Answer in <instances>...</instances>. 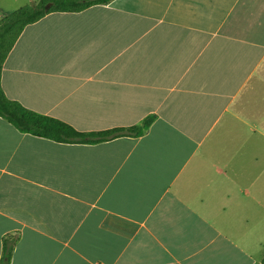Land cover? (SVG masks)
<instances>
[{
	"label": "crops",
	"instance_id": "1",
	"mask_svg": "<svg viewBox=\"0 0 264 264\" xmlns=\"http://www.w3.org/2000/svg\"><path fill=\"white\" fill-rule=\"evenodd\" d=\"M1 82L80 132L155 119L140 137L83 144L0 117V258L11 234V264H263L264 0L49 14Z\"/></svg>",
	"mask_w": 264,
	"mask_h": 264
},
{
	"label": "trees",
	"instance_id": "2",
	"mask_svg": "<svg viewBox=\"0 0 264 264\" xmlns=\"http://www.w3.org/2000/svg\"><path fill=\"white\" fill-rule=\"evenodd\" d=\"M113 0H40L23 6L0 19V117L20 132L50 139L59 143L97 144L120 137H140L152 125L155 116L146 118L141 125L102 132H80L73 126L25 108L7 97L2 87V71L6 59L23 31L53 13H80L96 5H107ZM49 6V9L46 7ZM19 237L8 234L3 239L0 264H11ZM264 263V260H263Z\"/></svg>",
	"mask_w": 264,
	"mask_h": 264
},
{
	"label": "rangeland",
	"instance_id": "3",
	"mask_svg": "<svg viewBox=\"0 0 264 264\" xmlns=\"http://www.w3.org/2000/svg\"><path fill=\"white\" fill-rule=\"evenodd\" d=\"M40 0H34V2H30L29 0H0V8L13 10V12L23 6L36 4Z\"/></svg>",
	"mask_w": 264,
	"mask_h": 264
},
{
	"label": "water",
	"instance_id": "4",
	"mask_svg": "<svg viewBox=\"0 0 264 264\" xmlns=\"http://www.w3.org/2000/svg\"><path fill=\"white\" fill-rule=\"evenodd\" d=\"M46 9H49V6H47ZM263 264H264V263H263Z\"/></svg>",
	"mask_w": 264,
	"mask_h": 264
}]
</instances>
